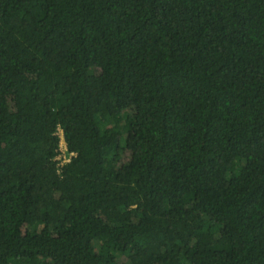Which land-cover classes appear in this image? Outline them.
<instances>
[{"label":"trees","instance_id":"16d2710c","mask_svg":"<svg viewBox=\"0 0 264 264\" xmlns=\"http://www.w3.org/2000/svg\"><path fill=\"white\" fill-rule=\"evenodd\" d=\"M0 264H264V0H0Z\"/></svg>","mask_w":264,"mask_h":264},{"label":"built area","instance_id":"2783aa9c","mask_svg":"<svg viewBox=\"0 0 264 264\" xmlns=\"http://www.w3.org/2000/svg\"><path fill=\"white\" fill-rule=\"evenodd\" d=\"M56 136L60 138L59 148L56 155L54 156L53 162L55 164L58 174H61L64 167L72 161L76 154L69 150L68 144L65 139L64 130L58 127Z\"/></svg>","mask_w":264,"mask_h":264}]
</instances>
